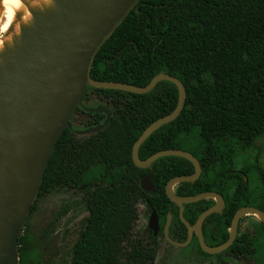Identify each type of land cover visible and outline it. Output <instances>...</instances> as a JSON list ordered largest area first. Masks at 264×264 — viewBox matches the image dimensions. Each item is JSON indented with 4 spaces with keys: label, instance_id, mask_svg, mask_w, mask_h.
Segmentation results:
<instances>
[{
    "label": "trees",
    "instance_id": "1",
    "mask_svg": "<svg viewBox=\"0 0 264 264\" xmlns=\"http://www.w3.org/2000/svg\"><path fill=\"white\" fill-rule=\"evenodd\" d=\"M163 72L184 83L185 107L177 119L144 141L139 157L180 149L179 137L200 129L202 145L198 156L193 154L202 165V174L179 187L186 195L206 191L224 195V211L208 215L203 222V232L219 236L216 244L221 245L228 239L232 219L240 208L255 206L264 211V169L258 167L263 190L253 196L247 180L249 169L234 168L231 158L235 147L247 150L264 136V0H141L100 48L91 69L94 79L139 87ZM93 99L111 109L110 122L86 143L74 128L66 127L39 193L86 182L82 174L102 164L107 178L115 182L88 191L85 204L89 215L73 248L71 264H155V247L144 238H132L139 218L138 201L145 198L160 212L167 198L168 179L193 174L195 166L183 157L165 156L152 164L153 170L139 168L133 162L132 149L152 122L174 111L179 90L169 81H160L144 94L86 88L82 103L88 106ZM105 118L104 113L78 107L71 121L88 128ZM149 173L153 174L155 192L141 186V178ZM213 202L207 198L187 204L185 218L189 219L191 209L190 222L194 223ZM260 228L264 233L263 222ZM26 242L19 238V246ZM257 242L250 232L239 230L226 252L235 258L256 256ZM257 264H264V257Z\"/></svg>",
    "mask_w": 264,
    "mask_h": 264
},
{
    "label": "water",
    "instance_id": "2",
    "mask_svg": "<svg viewBox=\"0 0 264 264\" xmlns=\"http://www.w3.org/2000/svg\"><path fill=\"white\" fill-rule=\"evenodd\" d=\"M141 0H71L61 8L56 20L46 22L35 40L22 50L16 69L15 85L0 80V264H19L18 248L32 205L43 182L49 161L66 127L78 107L87 112L104 113L100 125L78 131L80 135L97 133L108 125L112 111L106 105L96 107L82 103L88 87L115 89L136 94L150 92L160 81L174 83L179 100L173 112L152 122L134 143L132 159L139 168H150L165 156L183 157L193 163L195 172L173 177L167 184L168 197L181 207L202 199L215 198L216 204L205 210L193 228L200 236L203 250L217 254L230 247L245 213L262 217L264 211L255 206L240 208L232 221L229 239L220 246H209L201 224L225 207L222 194L215 191L178 196L173 187L180 182H194L203 168L199 159L181 149L160 150L142 160L139 148L161 126L174 121L183 111L187 99L184 83L168 73L157 74L143 87L124 82L94 79L91 69L97 53ZM142 187L154 191L153 174L142 181ZM153 211L151 228L157 230L158 219Z\"/></svg>",
    "mask_w": 264,
    "mask_h": 264
},
{
    "label": "rangeland",
    "instance_id": "3",
    "mask_svg": "<svg viewBox=\"0 0 264 264\" xmlns=\"http://www.w3.org/2000/svg\"><path fill=\"white\" fill-rule=\"evenodd\" d=\"M3 1V0H2ZM0 10V21L2 17V2ZM1 34V32H0ZM106 105L100 99H93L87 105L96 107ZM72 127L83 130L84 124L79 121L72 122ZM88 135L78 136L84 138ZM202 145L200 129L194 128L189 135H181L178 146L181 150L194 153L198 156V149ZM233 159L234 168H248L247 180L253 196H258L263 190L258 167L264 169V136L255 141L253 146L247 150L235 147ZM83 193L72 192L69 188L59 186L49 192L38 193L31 211L28 215L24 230L20 237L27 240L26 244L18 248L19 263L23 264H71L73 248L80 240L82 230L85 227L89 215ZM216 200L215 198H213ZM139 219L135 223L133 239L145 226L146 210L138 204ZM240 231L250 232L258 242L256 244L257 255H249L244 259H237L220 253L217 256L192 257L189 248L179 250L168 248L161 243L155 264H257L264 257V233L260 228L262 217L245 213L240 219ZM263 256V257H262ZM191 257V258H190Z\"/></svg>",
    "mask_w": 264,
    "mask_h": 264
},
{
    "label": "flooded vegetation",
    "instance_id": "4",
    "mask_svg": "<svg viewBox=\"0 0 264 264\" xmlns=\"http://www.w3.org/2000/svg\"><path fill=\"white\" fill-rule=\"evenodd\" d=\"M104 120H103V122H104ZM98 125H100V124H98ZM93 126H97V125H93ZM93 126H91V127H93ZM71 128H74V127H71ZM85 129H87V128L85 127ZM78 131H80V129L74 128V133L77 136H83V135L78 134ZM92 134L93 133L86 134L88 136L84 137L83 139L81 138L80 141L86 143L91 138ZM142 160H144V159H142ZM147 169H150V168H147ZM150 170H153V166H152V169H150ZM105 172H106V168H104V166L102 164L94 165V168L92 170L85 171L82 174V179L84 178L86 180V182H80V183L73 182V184L71 186H69L68 188L74 193H76V192L83 193V197L82 198H83V202H85V198H86V195H87L88 191L92 193L95 190V187L98 186L99 184H110L111 185V184H113L115 182V180L112 179L111 177L107 178V174ZM150 174L151 173H149V174H147V175H145V176H143L141 178V186H142V181L145 178H147ZM173 177H176V176H173ZM173 177L169 178L168 181L166 182V184H165V192H166V187H167L168 182ZM180 183H182V182H180ZM180 183H176L174 185V187H173V190H174L175 194L178 195V196H189V195L184 194L186 192V190H184L181 187H179ZM154 189H155V187H154ZM146 191H148V190H146ZM148 192H155V190L154 191H148ZM215 192H217V191H215ZM218 193H220V192H218ZM166 196H167V198L165 199V202L163 203V207H162L160 212H158L151 205V203L148 200H146L145 198H141L138 201V204H141L143 206V208L146 210L145 213L147 214V217H145L144 229L139 234H136L134 236V238H144L145 243H147L148 245L151 244L152 246L155 247V249L157 251V255H158V252L161 249V243L164 242L166 247H168L169 249L170 248H176V249H179V250H184L185 248H189V250H190L189 254L192 257V259H194L195 257H199L200 258L201 255H204L201 252V249L203 250V248L201 246L200 236H199V234L197 233V231L195 229L190 228V227H194L196 225V223L198 221V218L200 217V215L203 212L197 217V219H196V221L194 223H191L190 222V220H192L191 209H188L189 219H186L185 216H184L187 204H184L181 207L177 203L173 202L168 197L167 193H166ZM223 197H224V195H223ZM138 204H137V206H138ZM188 204H190V203H188ZM215 204H216V200H214L213 204L210 207H212ZM209 208H207V209H209ZM225 208H226V200H225V207L223 208V211H224ZM197 209L198 208H196V207L193 209L194 213H196ZM154 210H156V212H157V215H156L157 219H158V228H157V230L151 228V226H150L151 220L153 218V211ZM232 221H233V219H232ZM231 225H232V222H231ZM231 225L229 227V236H230ZM239 230H240V222H239V226H238L237 236L239 235ZM201 231H202V234L204 236V240H205L207 245L213 246V247L220 246V245L216 244V240H217V238L219 236H217V235L215 236L214 235V237H213V236L209 235L208 233L205 234L203 232V223L201 224ZM229 236H228V239H229ZM226 250L222 251L223 253H226V256L235 258V257H233V254H230V253L226 252ZM222 252H220V253H222ZM205 253H207V252H205ZM220 253H217V254L207 253L209 255H204V256H213V255L217 256ZM236 258L237 259H244V257L243 258L236 257ZM155 263H156V261H155Z\"/></svg>",
    "mask_w": 264,
    "mask_h": 264
},
{
    "label": "bare ground",
    "instance_id": "5",
    "mask_svg": "<svg viewBox=\"0 0 264 264\" xmlns=\"http://www.w3.org/2000/svg\"><path fill=\"white\" fill-rule=\"evenodd\" d=\"M70 2L71 0H18L20 4L18 8L13 0H9L7 4L2 1L0 80L15 85V72L22 50L35 40V35L45 28L46 22L56 20L61 8ZM9 11L12 23L7 30H3Z\"/></svg>",
    "mask_w": 264,
    "mask_h": 264
},
{
    "label": "snow or ice",
    "instance_id": "6",
    "mask_svg": "<svg viewBox=\"0 0 264 264\" xmlns=\"http://www.w3.org/2000/svg\"><path fill=\"white\" fill-rule=\"evenodd\" d=\"M9 0H4V3L7 4ZM13 2L17 3V7L20 8V4L18 3V0H13ZM12 23V16L11 12L9 11L7 22L3 24V30H7L9 28V25Z\"/></svg>",
    "mask_w": 264,
    "mask_h": 264
}]
</instances>
